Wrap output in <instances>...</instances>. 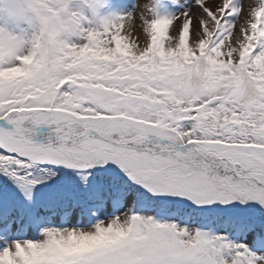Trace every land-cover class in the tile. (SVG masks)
<instances>
[{
    "label": "snow or ice",
    "instance_id": "snow-or-ice-1",
    "mask_svg": "<svg viewBox=\"0 0 264 264\" xmlns=\"http://www.w3.org/2000/svg\"><path fill=\"white\" fill-rule=\"evenodd\" d=\"M119 8L0 0V264H264V0Z\"/></svg>",
    "mask_w": 264,
    "mask_h": 264
},
{
    "label": "rangeland",
    "instance_id": "rangeland-1",
    "mask_svg": "<svg viewBox=\"0 0 264 264\" xmlns=\"http://www.w3.org/2000/svg\"><path fill=\"white\" fill-rule=\"evenodd\" d=\"M121 4V0H108V9L110 11H119V5ZM133 36H139L142 35V30L139 27V21H136L134 23V27H133V32H132Z\"/></svg>",
    "mask_w": 264,
    "mask_h": 264
}]
</instances>
